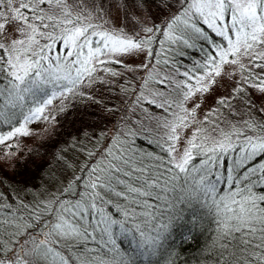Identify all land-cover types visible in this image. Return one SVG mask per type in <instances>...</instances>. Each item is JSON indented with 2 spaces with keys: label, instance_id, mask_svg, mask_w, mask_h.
<instances>
[{
  "label": "snow or ice",
  "instance_id": "6c2138e0",
  "mask_svg": "<svg viewBox=\"0 0 264 264\" xmlns=\"http://www.w3.org/2000/svg\"><path fill=\"white\" fill-rule=\"evenodd\" d=\"M140 6L0 0V161L15 154L20 137L41 134L29 125L54 124L66 101L94 99L86 89L110 85L108 78L121 77V91L132 88L137 106L147 102L167 114L141 107L150 123L102 133V146L83 149L81 175L66 177L56 191L18 202L0 193V264H175L173 230L205 219L215 225L213 264H264V118H256L264 106L254 99L264 104V0H170L157 9L159 25L110 23L113 11L128 20ZM176 55L190 56L189 63ZM126 57L140 63L133 67ZM113 66L143 72L139 86ZM220 81L228 94L216 104L235 113L239 100L248 119L221 127L213 107L197 122L202 98ZM194 124L178 147L182 130ZM141 135L160 151L137 146Z\"/></svg>",
  "mask_w": 264,
  "mask_h": 264
},
{
  "label": "trees",
  "instance_id": "16d2710c",
  "mask_svg": "<svg viewBox=\"0 0 264 264\" xmlns=\"http://www.w3.org/2000/svg\"><path fill=\"white\" fill-rule=\"evenodd\" d=\"M143 1H150L146 5L155 3L157 6L161 2L160 0ZM160 39L163 37L161 36ZM155 47L157 52L161 51L159 45ZM164 47L166 48L167 45ZM186 51L191 52V50ZM175 58L185 64L190 60V56L176 55ZM113 67L124 73L123 79L128 80L133 88L139 86L143 72L126 73L122 67ZM158 67L167 71L163 65H158ZM108 79L112 80L110 85L101 86L98 84L95 87L96 90L86 89V91H91L94 99L76 97L70 103L66 101L67 106L63 112L54 109L56 115L54 124L40 123L31 128L40 130V135L18 139L19 149L15 154L6 163L0 161V193L4 194L6 198L16 199L18 202L19 199L31 200L33 194L39 198L40 193L45 190L56 191L64 186L66 177L70 179L72 175H81L79 169L87 162V153L83 149L86 147L92 150L94 146H102L106 142L102 133L112 134L116 128L127 131L124 124L135 128L137 120L150 123L142 114L141 107L147 109L150 115H167L161 109L149 106L147 102H144L142 106H137L131 99L132 88L121 91V87H127L126 84L119 83L121 77ZM149 87L155 89L159 85L150 83ZM145 94L147 95V92ZM232 103L236 109L235 113L217 107L219 110L218 122H225L221 123V127H226L227 122L234 123L248 119L240 101L235 100ZM54 105H59V101H54ZM257 106L260 104L257 103ZM113 107L116 111L108 110ZM121 115L127 117L123 123L120 119ZM256 118L264 117L257 116ZM211 119H217V117H210ZM150 138L141 135L135 138V143L145 151L159 152L160 150L155 145L147 143ZM0 155H2V151ZM61 155L63 159L58 162L57 157ZM64 161L68 163L67 168L64 166ZM18 189H26V191L18 193ZM190 215V211L184 212L185 221L190 218ZM214 228L215 225L211 224L208 219L201 221L199 227H193L191 224L185 225L182 221L180 226L173 230L170 240V244L177 254L174 257L175 264H213L210 255ZM188 229H191V232ZM184 235H190L193 239L185 241Z\"/></svg>",
  "mask_w": 264,
  "mask_h": 264
},
{
  "label": "rangeland",
  "instance_id": "374dc122",
  "mask_svg": "<svg viewBox=\"0 0 264 264\" xmlns=\"http://www.w3.org/2000/svg\"><path fill=\"white\" fill-rule=\"evenodd\" d=\"M160 4L157 6L155 3H150L149 5H146V3H149L150 1H143L139 2L141 6L139 8H134L130 15L128 20H125L123 18L122 13L117 14L115 11H113L112 15L114 19L110 21L111 24H114L116 26H120L122 24H136L137 30L139 27L143 24L151 25L153 22L160 24L161 20L163 19L162 16L158 15V7L164 8L165 4L167 2H170V0H160ZM139 22V23H138ZM126 61L133 65L135 67L140 63V58L138 57H126ZM136 73V72H135ZM102 75H105L102 73ZM225 81H220L218 84L214 87L213 91L206 94L202 98L201 107L197 109V122H199L201 119H203L204 115L208 113V111L213 107H218L216 104V97L218 96H224L228 94V90L226 87L222 86L226 84ZM96 90V89H95ZM254 99H256L257 103L260 104V106H264V104L261 103V101L258 99L257 95L254 94ZM188 107H191V102H189ZM40 123H34L29 125L30 128L38 126ZM197 124H194L192 127L183 129L181 132V139L178 142V147H183L186 143L187 138L191 137L192 132L195 130ZM28 138V137H24ZM1 152V151H0Z\"/></svg>",
  "mask_w": 264,
  "mask_h": 264
}]
</instances>
